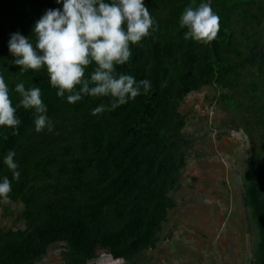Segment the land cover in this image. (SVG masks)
<instances>
[{"label":"trees","instance_id":"obj_1","mask_svg":"<svg viewBox=\"0 0 264 264\" xmlns=\"http://www.w3.org/2000/svg\"><path fill=\"white\" fill-rule=\"evenodd\" d=\"M145 2L159 28L142 45H132L131 62L118 67L137 79L149 78L152 87L135 100L93 115L92 108L109 103L108 97L70 103L57 95L46 69L19 72L22 66L10 63L15 58L8 45L11 33L32 36L36 20L62 4L0 0V70L13 104L20 99L15 83H36L55 122L53 132H38L33 110L20 106L19 134L0 127V175L12 176L3 156L14 148L21 176L13 180L10 195L24 202L25 221L19 230L0 224V264H35L58 242L73 264H89L99 248L129 260L154 246L173 206L169 193L185 163L188 140L181 107L186 97L205 85L218 88L239 77H244L247 96L256 99L262 128L260 150L248 164L244 200L259 229L253 264H264V91L253 78L256 74L264 80V42L255 37L264 20V0H212L221 29L207 45L185 39L186 28L180 26L191 0ZM227 102L233 110L243 106L242 100Z\"/></svg>","mask_w":264,"mask_h":264},{"label":"rangeland","instance_id":"obj_2","mask_svg":"<svg viewBox=\"0 0 264 264\" xmlns=\"http://www.w3.org/2000/svg\"><path fill=\"white\" fill-rule=\"evenodd\" d=\"M263 25L264 20L255 34L259 42H264ZM253 78L264 91V80L256 74ZM231 98L243 101L241 109L228 108ZM255 100L246 94L244 77L190 93L181 107L188 140L183 145L185 163L169 193L173 206L155 245L129 260L99 248L89 264H253L259 229L244 196L249 161L261 146ZM23 207L17 197L3 202L0 224L5 230L25 227ZM73 263L58 242L35 264Z\"/></svg>","mask_w":264,"mask_h":264},{"label":"clouds","instance_id":"obj_3","mask_svg":"<svg viewBox=\"0 0 264 264\" xmlns=\"http://www.w3.org/2000/svg\"><path fill=\"white\" fill-rule=\"evenodd\" d=\"M61 7H49L36 20L33 35L21 31L11 33L9 51L15 58L10 63L21 65L19 72L29 69L39 73L46 69L57 95L70 103L86 96L108 97L109 103L92 108L93 115L116 108L147 94L152 82L137 79L118 66L131 62L132 45H142L159 28L145 0H57ZM180 26L186 28L185 39L210 44L218 38L221 17L212 0H191L180 16ZM91 68V70H89ZM20 99L13 104L10 85L0 70V127H9L19 134L22 123L18 108L33 110L38 132L55 130L48 114L42 89L33 83L26 87L23 80L15 83ZM14 148H9L3 162L12 176L0 175V200H8L13 192V180L21 176L20 163Z\"/></svg>","mask_w":264,"mask_h":264}]
</instances>
